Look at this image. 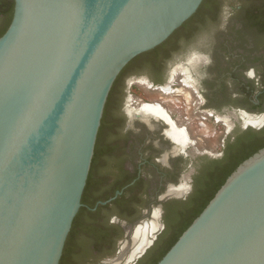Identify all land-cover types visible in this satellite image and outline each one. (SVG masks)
<instances>
[{"label":"water","instance_id":"water-1","mask_svg":"<svg viewBox=\"0 0 264 264\" xmlns=\"http://www.w3.org/2000/svg\"><path fill=\"white\" fill-rule=\"evenodd\" d=\"M201 2L14 0L0 36V264H59L114 80ZM125 243L107 264L147 245L131 256ZM155 264H264V146Z\"/></svg>","mask_w":264,"mask_h":264},{"label":"flooded vegetation","instance_id":"flooded-vegetation-1","mask_svg":"<svg viewBox=\"0 0 264 264\" xmlns=\"http://www.w3.org/2000/svg\"><path fill=\"white\" fill-rule=\"evenodd\" d=\"M144 105L163 115L143 114ZM172 126L183 143L168 133ZM96 140L91 201L122 191L119 201L96 206L101 223L120 228L113 256L156 213L151 242L131 262L148 264L209 180L241 148L264 144V0H210L166 45L133 57L112 84ZM91 254L95 261L84 264L113 257Z\"/></svg>","mask_w":264,"mask_h":264},{"label":"trees","instance_id":"trees-1","mask_svg":"<svg viewBox=\"0 0 264 264\" xmlns=\"http://www.w3.org/2000/svg\"><path fill=\"white\" fill-rule=\"evenodd\" d=\"M209 1L210 0H202L197 10L192 14L190 18L183 22L181 26L186 24L187 21L192 17L201 15L202 10H204V8L208 6ZM13 4L14 0H0V15L2 16L0 17V36L4 33L10 23L13 13ZM176 30L163 42V44L156 46V50L161 46L166 45V41H168L172 37ZM263 146L264 144L259 145L255 148H241V158L238 161L234 162L232 165H229L227 168H225L221 177H219L216 181H214L215 177L209 180L207 185H205L204 192L202 193V189L198 192L197 195L194 196L193 200L195 201V203L193 204L192 209L188 213L177 216V219L172 222V227H170V229L168 228L164 232L165 234L163 233L164 240L162 241V244L160 243V248L157 251L158 254L148 264H155L166 253V251L178 239V237L186 229V227L206 206L209 200L214 196L215 192L220 188L228 175L237 167V165ZM96 153L97 140L95 143L94 154L92 157L86 185L81 198V202L83 205L80 207L79 211L73 219L71 229L65 241L59 264H84L85 260L87 259H91L90 261H95V255L91 254L93 251H97L102 257H111L115 253V240H117L121 236V231L118 225L108 223L107 219L105 221L106 223H101L99 221V216L97 214L101 205H98L95 211H92L88 208L95 205V200L91 201L88 192L91 185L95 182L93 171L95 166ZM111 195L112 194L104 196L102 195L99 198L100 200H106ZM120 199L121 196L119 195L116 197L115 201H119ZM84 218H88V220L84 221Z\"/></svg>","mask_w":264,"mask_h":264},{"label":"bare ground","instance_id":"bare-ground-1","mask_svg":"<svg viewBox=\"0 0 264 264\" xmlns=\"http://www.w3.org/2000/svg\"><path fill=\"white\" fill-rule=\"evenodd\" d=\"M141 112L145 115H163L162 112L160 111V109L156 106L153 105H144L141 108ZM168 133L170 134V136L175 140V141H179L181 143H183L184 139L183 134L181 131L176 130L175 128H173V126L171 127V129L168 130ZM176 192L175 189H171L170 193ZM151 222H146L143 225H139L138 227H136L134 229V233L132 234V239H133V244L135 243V246L132 248V252H131V256L134 255L136 253V251L142 247V244L144 245L145 243H148L149 241V237H148V232H152L154 229H156L157 227V221H156V213L153 214V218L152 220H150ZM130 256V257H131ZM117 260H113L111 262V264H117Z\"/></svg>","mask_w":264,"mask_h":264},{"label":"rangeland","instance_id":"rangeland-1","mask_svg":"<svg viewBox=\"0 0 264 264\" xmlns=\"http://www.w3.org/2000/svg\"><path fill=\"white\" fill-rule=\"evenodd\" d=\"M143 224H145V223H142V224H139V225H143ZM139 225H137L136 227H138ZM117 255V254H116ZM115 255V256H116ZM115 256H113V257H111V258H109V259H113Z\"/></svg>","mask_w":264,"mask_h":264}]
</instances>
